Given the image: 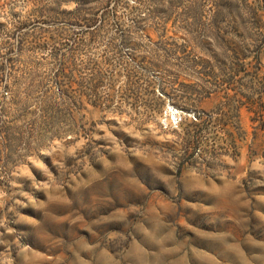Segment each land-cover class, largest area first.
<instances>
[{
	"label": "rangeland",
	"instance_id": "rangeland-1",
	"mask_svg": "<svg viewBox=\"0 0 264 264\" xmlns=\"http://www.w3.org/2000/svg\"><path fill=\"white\" fill-rule=\"evenodd\" d=\"M0 264H264V0H0Z\"/></svg>",
	"mask_w": 264,
	"mask_h": 264
},
{
	"label": "trees",
	"instance_id": "trees-1",
	"mask_svg": "<svg viewBox=\"0 0 264 264\" xmlns=\"http://www.w3.org/2000/svg\"><path fill=\"white\" fill-rule=\"evenodd\" d=\"M230 13V12H229ZM216 14V13H215ZM219 30V28H217V26H216V28H215V31L217 32ZM192 32V33H194L195 31L193 30V29H191L190 27H188V28H186L185 27V32ZM221 31H223V32H225V30H221ZM226 32H228V30H226ZM193 45V44H192ZM194 46V45H193Z\"/></svg>",
	"mask_w": 264,
	"mask_h": 264
}]
</instances>
